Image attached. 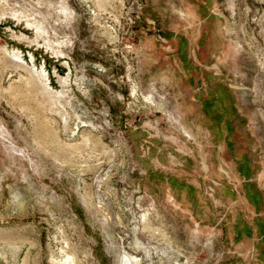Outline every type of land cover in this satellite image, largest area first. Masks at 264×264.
Listing matches in <instances>:
<instances>
[{
  "label": "rangeland",
  "instance_id": "rangeland-1",
  "mask_svg": "<svg viewBox=\"0 0 264 264\" xmlns=\"http://www.w3.org/2000/svg\"><path fill=\"white\" fill-rule=\"evenodd\" d=\"M0 264H264V0H0Z\"/></svg>",
  "mask_w": 264,
  "mask_h": 264
}]
</instances>
